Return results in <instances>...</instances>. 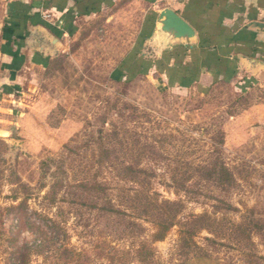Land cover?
<instances>
[{
    "label": "rangeland",
    "instance_id": "obj_1",
    "mask_svg": "<svg viewBox=\"0 0 264 264\" xmlns=\"http://www.w3.org/2000/svg\"><path fill=\"white\" fill-rule=\"evenodd\" d=\"M142 6L120 0L81 20L46 67L11 82L3 54L16 32L0 0V264H264V122L246 115L253 97L227 84L115 80ZM220 163L228 175L209 178ZM92 178L123 224L78 195L75 184ZM173 214L154 240L155 219Z\"/></svg>",
    "mask_w": 264,
    "mask_h": 264
},
{
    "label": "crops",
    "instance_id": "obj_2",
    "mask_svg": "<svg viewBox=\"0 0 264 264\" xmlns=\"http://www.w3.org/2000/svg\"><path fill=\"white\" fill-rule=\"evenodd\" d=\"M133 1V0H132ZM143 5L134 41L117 61L111 76L117 80L153 77L174 88L207 91L217 85L246 90L252 96L246 115L264 122V0H139ZM120 0H5V16L15 35L3 54L10 81L17 72L44 68L54 56L51 33L63 47L64 37L74 35L78 23L117 6ZM173 8L197 33L190 45L174 43L159 49L151 37L158 11ZM156 77V78H155ZM159 82V83H160ZM4 91L6 86L3 85ZM262 91V92H263ZM257 97V99L255 98Z\"/></svg>",
    "mask_w": 264,
    "mask_h": 264
},
{
    "label": "trees",
    "instance_id": "obj_3",
    "mask_svg": "<svg viewBox=\"0 0 264 264\" xmlns=\"http://www.w3.org/2000/svg\"><path fill=\"white\" fill-rule=\"evenodd\" d=\"M98 162L101 163L102 161L98 160ZM217 175H220L221 177H226V175H228V170L222 163L219 164V169H217L216 166L207 168V176L209 178L212 179L217 177ZM75 187L77 192H79V196H82L83 194L85 197H89L91 203L87 204V206L90 209L98 210V212L104 216L106 220H111L112 223L118 224L120 223V219H122V224L123 221H126L123 217L124 215L122 214V211L115 207L111 201L104 183L92 178L90 180L79 181L75 184ZM163 203L166 205H173L175 202L164 200ZM173 216L174 214L170 215L166 220L163 215H160L157 219H155L154 224L156 225L157 230L154 233V240H161L165 236L167 230L170 228V221L173 219ZM142 247H144V244H142Z\"/></svg>",
    "mask_w": 264,
    "mask_h": 264
},
{
    "label": "water",
    "instance_id": "obj_4",
    "mask_svg": "<svg viewBox=\"0 0 264 264\" xmlns=\"http://www.w3.org/2000/svg\"><path fill=\"white\" fill-rule=\"evenodd\" d=\"M257 24L258 27H264L263 23ZM47 36L51 43L49 50L54 53L59 40L51 33H47ZM151 39L159 49H168L174 43L190 45L197 40V33L173 8L165 6L158 11Z\"/></svg>",
    "mask_w": 264,
    "mask_h": 264
}]
</instances>
